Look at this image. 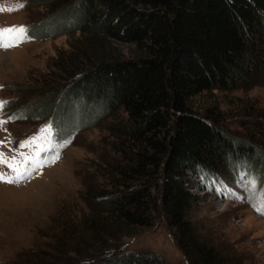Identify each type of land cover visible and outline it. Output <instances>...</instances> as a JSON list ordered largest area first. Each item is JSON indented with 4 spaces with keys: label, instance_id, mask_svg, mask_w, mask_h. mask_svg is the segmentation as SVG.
<instances>
[{
    "label": "trees",
    "instance_id": "16d2710c",
    "mask_svg": "<svg viewBox=\"0 0 264 264\" xmlns=\"http://www.w3.org/2000/svg\"><path fill=\"white\" fill-rule=\"evenodd\" d=\"M34 2V1H33ZM52 16L38 28L133 43L134 58H93L86 48L58 61L60 86H47L24 107L27 115L51 114L55 140L95 126L123 111L115 127L122 150L110 164L111 190L99 191L101 210L130 226L152 224V195L162 181L160 205L184 239L196 264H218L200 243L189 219L193 176H216L222 168L254 170L260 148L226 134L216 113L196 112L191 100L208 91H234L264 68V0H42ZM31 33V32H30ZM39 90V89H38ZM47 112V113H46ZM254 166V167H253ZM101 229L94 238H104ZM96 232V233H95ZM116 237L119 233L109 232ZM190 251H189V250ZM194 255V256H193ZM110 264H169L158 254L129 251ZM220 264V263H219Z\"/></svg>",
    "mask_w": 264,
    "mask_h": 264
},
{
    "label": "rangeland",
    "instance_id": "374dc122",
    "mask_svg": "<svg viewBox=\"0 0 264 264\" xmlns=\"http://www.w3.org/2000/svg\"><path fill=\"white\" fill-rule=\"evenodd\" d=\"M37 2L0 0V29H26L22 36L6 34L0 41L11 44L0 46V152L19 160L20 152L35 155L41 145L45 149L39 152L41 167L29 163L34 168L30 176L15 183L0 181V264H110L129 251L155 253L169 264H196L185 254L182 235L170 226L160 205L162 181L152 186L158 206L151 212V225H126L100 209L103 198L98 193L111 190L109 165L121 155L115 127L126 118L123 111L63 142L55 140L51 114L24 111L48 85L60 86L56 64L70 61L72 51L86 48L93 58L129 59L139 54L133 43L79 30L59 34L43 30L33 36L52 16L48 6ZM191 105L199 113L212 110L226 134L259 147L257 162L264 165V68L255 70L248 85L204 92ZM46 126L51 128L50 145L41 140L21 147ZM235 167L234 171L224 167L212 177L187 171L191 184L186 187L196 195L189 219L195 237L214 249L220 264H264V178L254 166ZM0 172L13 175L3 164ZM96 229L102 231L101 240L94 238ZM111 231L119 235L114 237Z\"/></svg>",
    "mask_w": 264,
    "mask_h": 264
},
{
    "label": "snow or ice",
    "instance_id": "6c2138e0",
    "mask_svg": "<svg viewBox=\"0 0 264 264\" xmlns=\"http://www.w3.org/2000/svg\"><path fill=\"white\" fill-rule=\"evenodd\" d=\"M11 10V9H9ZM26 29L23 26H16L0 29V41H2L6 34H11L15 32H19L22 36L25 33ZM19 38V37H17ZM0 46H11V44H0ZM0 103H3L0 101ZM51 132L50 126H46L45 128L41 129V135L34 136L30 141H24L21 143V147L29 146L31 143H35L37 141H44V143L50 145V139L47 134ZM44 147L41 145L39 147V151L35 153V155H27L24 152L19 153V157L21 159H17L16 155L8 157L5 153L0 152V164L6 165L11 172L13 173L12 176H6L3 172H0V181H4L6 183H15L20 180H23L31 175L34 168L41 167L39 162V152L44 151ZM29 163H31L34 168L29 167ZM259 210V209H258Z\"/></svg>",
    "mask_w": 264,
    "mask_h": 264
}]
</instances>
